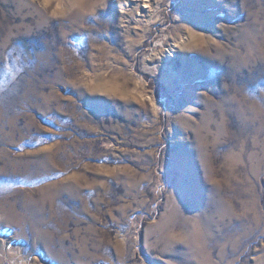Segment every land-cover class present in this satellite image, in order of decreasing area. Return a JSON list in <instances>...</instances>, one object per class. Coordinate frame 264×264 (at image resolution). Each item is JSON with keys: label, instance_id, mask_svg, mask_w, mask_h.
<instances>
[{"label": "rangeland", "instance_id": "1", "mask_svg": "<svg viewBox=\"0 0 264 264\" xmlns=\"http://www.w3.org/2000/svg\"><path fill=\"white\" fill-rule=\"evenodd\" d=\"M209 261L264 264V0H0V264Z\"/></svg>", "mask_w": 264, "mask_h": 264}, {"label": "bare ground", "instance_id": "2", "mask_svg": "<svg viewBox=\"0 0 264 264\" xmlns=\"http://www.w3.org/2000/svg\"><path fill=\"white\" fill-rule=\"evenodd\" d=\"M208 260H210V258H209ZM208 264H211V261H209V263H208Z\"/></svg>", "mask_w": 264, "mask_h": 264}, {"label": "clouds", "instance_id": "3", "mask_svg": "<svg viewBox=\"0 0 264 264\" xmlns=\"http://www.w3.org/2000/svg\"><path fill=\"white\" fill-rule=\"evenodd\" d=\"M75 5H73V7H74Z\"/></svg>", "mask_w": 264, "mask_h": 264}]
</instances>
